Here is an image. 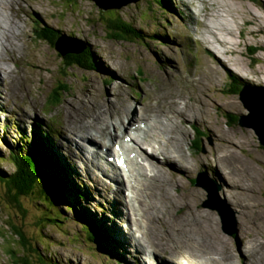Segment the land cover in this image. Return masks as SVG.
<instances>
[{
	"label": "rangeland",
	"instance_id": "rangeland-1",
	"mask_svg": "<svg viewBox=\"0 0 264 264\" xmlns=\"http://www.w3.org/2000/svg\"><path fill=\"white\" fill-rule=\"evenodd\" d=\"M16 1L20 4H15L13 16H16L15 11L18 17L22 16V12L17 10L18 4L28 6L30 11L26 18H12L20 24V37L16 38L19 39L20 54L17 62L8 61L13 73L8 78L0 79V156H8L10 147L20 151V147L25 148L27 140L31 141L35 131L47 132L53 125V131H58L54 147L65 158L70 154L75 167L79 169L75 149L65 142H72L64 133L69 124L81 127L88 120L92 124H96L98 119L107 120L122 133L124 127L119 124V116L124 115L128 102L133 105L130 106L131 112L139 114L143 107L151 103L165 109L163 100L170 96L171 104L172 97L181 94L185 97L180 98V102L188 101L190 112L182 109L172 112L175 115L172 121L181 125V128H177V138L182 139L189 159L180 155L179 161L185 166L191 162L193 166L194 159L200 161L203 156H208L211 160L222 156L224 159L220 164H215L219 167L213 166L214 171L219 172L223 164L230 171L227 178L237 184H231L233 189L229 188V184L228 187L224 186L223 177H213L210 167L196 164L197 171L206 172L210 178L200 176L199 182L204 184L198 186L191 182L198 175L196 172L191 180L186 181L189 189L199 193V198L191 201L188 197H182L185 192L177 186L181 177L176 180L172 178L171 189L168 190L170 195L164 203L165 210L169 209L170 214L164 217L161 224L143 223L146 213L141 210L138 200L132 198V206L139 213L137 220L141 222L136 228L131 219L124 217L132 209H129L116 182L104 183L101 178L102 187L93 188L83 174L85 171L72 170L66 159L64 164L67 170H62V159L54 172L67 185L69 182L65 178L85 192L81 199H69L75 202L74 209L66 211L64 207L65 215L69 218L66 223L47 226L42 230L37 223L42 209L40 202L20 199L26 210L23 215L7 204L10 192L0 181V264H19L16 261L23 256L28 257L31 264H141L135 260L141 252H135L138 249L133 247L131 239L135 237L134 243L143 245L156 241L160 248L168 246L174 249L172 241L161 238L163 232L165 238L175 236L176 241H181L183 245L194 246L197 242L199 251L205 250L228 264H264V146L253 127L239 122L228 124V117L250 113L240 92H232L233 85H239L241 81L248 86L264 85V74L259 73L264 69V0H218L214 6H211V0H167L168 8L161 7L154 0H140L115 8L124 20L142 29L145 39L141 40L111 38L94 0H77L73 4L68 0ZM208 6L215 10L221 7L232 13L229 18L236 35H229L231 40L238 42V52L234 58L238 57L242 63L234 62L228 55L223 56L214 47L218 53H213L210 45L200 40L205 38L204 34L208 31L206 26L209 20L202 12ZM248 7L261 16L260 23L248 11ZM2 13L1 22L6 12ZM45 25L86 41L94 52L97 70L69 68L64 78L63 61L57 50L49 42L36 37V33ZM203 45L209 48L207 51L213 53L214 57L203 52ZM0 55L3 56L2 47ZM5 56L8 57L7 54ZM207 62L219 67V81L211 82L215 77L214 73L209 74ZM62 80L70 85L71 90L63 94L60 104L52 107L48 103V96ZM103 101L106 107L101 112L97 111L104 106ZM178 119L180 124L176 121ZM188 119H193L192 125ZM195 126L201 128L204 135H198ZM223 133H227V136ZM223 140H226L230 150H224L221 145ZM195 155L199 156L194 158ZM0 169L11 173L14 166L8 158L6 161L2 159ZM176 170L182 174L186 171L182 165H178ZM204 186L219 189L216 199L228 207L225 218H221L218 210L211 207L212 202L220 204L214 199L213 190L211 196ZM236 191L238 195L236 193L234 197ZM188 195H192V192ZM120 207L123 215H120ZM174 208L180 216L177 222L173 215L170 217ZM83 216L96 223L100 230L109 232L110 243L106 241L101 246L85 239V233L77 221L82 220ZM235 219L238 232L229 234L224 230V225L231 230ZM10 221L23 228L32 249L23 248ZM36 245L46 259L35 251ZM11 249H15L18 256L9 255ZM146 253L154 259L153 264H164L160 258L164 255L173 257L176 254L174 257L177 261L184 258L181 253L164 252L162 249L156 257L151 249ZM185 256L190 264H204L200 256L189 253H185ZM40 258L43 260L40 261ZM206 261L209 264L207 257Z\"/></svg>",
	"mask_w": 264,
	"mask_h": 264
},
{
	"label": "bare ground",
	"instance_id": "bare-ground-1",
	"mask_svg": "<svg viewBox=\"0 0 264 264\" xmlns=\"http://www.w3.org/2000/svg\"><path fill=\"white\" fill-rule=\"evenodd\" d=\"M217 1L218 0H211V6L216 5ZM17 3L20 4V2L16 0H0V8L4 12H6L4 16L5 18L3 17L2 22L0 21V45H1L0 48L2 47V51H3V56L0 55V59L2 61V63L0 64V79L8 78L9 75L13 73V70L8 65V61L10 60V61L17 62L19 59L18 53L20 54V50H19L20 48L17 43L19 39H16V38L20 37L21 31H20V24L17 21H15L17 20L16 16L18 17L19 14L16 13L15 11L16 16H13L14 15L13 10L16 9L15 4ZM221 3L223 2L221 1ZM19 4L17 6V10L21 11L22 16L26 18L28 16V12L30 11L29 7L26 5H24V7H21V5ZM220 8L221 7H219V9L217 8L218 10L217 9L215 10V9H212L210 6H208L202 9L203 16H205L207 20H209V24H207L206 26L208 31H207V34L206 33L204 34L205 38H202L200 40L203 42V44L206 43L210 45L209 48L211 51H213V53L217 52L215 50H218L220 51L221 54H223V56L228 55L234 62L242 63L238 57L236 59L234 58V56L238 52L236 48V45H237L236 43L238 42H236L235 40H231V37L229 35V33H231V35H236L235 34L236 29L234 28L233 23L231 22V19L229 18L230 13ZM1 9H0V15L4 14L2 13L3 11H1ZM8 9H10V12H8ZM248 9H249L248 11L251 14H253L256 21L260 23L261 16L254 13V11H252V8L248 7ZM207 12H209L208 15H207ZM231 15L232 13L230 14V16ZM22 16H19L18 18ZM12 18H14L15 20ZM4 24H8V25H4ZM15 41H16V44H15ZM203 47H205V48H202L204 53H207L208 55L213 56V53H209L207 51L209 49V48H206L207 46L203 45ZM212 47H214L215 50ZM5 54H7L8 57H6ZM229 61L231 60L229 59ZM206 65L209 68L208 69L209 74L210 72L214 73L215 79L214 78L211 79V82L214 83V82L219 81L220 80L219 67L213 65L212 63H208V62L206 63ZM176 68L178 69V66ZM259 73L264 74V69L260 70ZM177 76H180V75H177ZM183 77H185V73L183 74ZM169 79H171V77ZM263 81H264V78H263ZM209 82H206V83L210 85ZM232 92H235V91L232 90ZM183 96L184 95L180 94L178 96L172 97L171 104L169 103L170 102L169 100L171 99L170 96L167 100H163V102H165V107H164L165 109H162V108L160 109L159 106L155 107V104L151 103L148 107L146 106L143 107V110L139 114L137 112H134V113L131 112L130 106H133V105H132V102H128L127 104L128 107L125 108L124 115L119 116V118L122 121H125L126 119L127 122L125 121V124L127 126L129 124H130L129 126H131V124H135L134 127L131 128L132 130L136 131L135 137H134V143L136 144L134 146L135 155L132 158V161L134 162L135 160L141 159V162H138V165L134 166L133 174L129 175L133 177L131 180V183L129 184V189L133 193L135 191V198L138 200L141 210L145 211L146 213V215L144 216L143 223H160L161 224L162 220H164V217H168L167 214H170L169 209L168 211L165 210L164 203L167 201L168 196L170 195L168 194L169 192L168 190L171 189L172 178L176 180L181 177L180 179H178L180 182L179 184H177V186H178V189H182L185 192V195L182 197L184 198L188 197V199H190L191 201H193V199L199 198V193L196 190L189 189V186L186 183L187 180H191L193 178V175H195L196 172L197 173L199 172L197 171L196 164L198 165L201 163V164H205L208 167H210L211 168L210 174L213 177L214 176L223 177L224 186L228 187V184H229V188H231L230 186L237 184L236 181L230 182L229 178H227L230 171H228L223 164H221V168H220L221 172L214 171L213 166L217 168L219 167V165L215 166V164L217 162H219L220 164V161L224 159L222 156H218L217 158H212L211 160H209L210 157L208 156L207 157L203 156V159L200 161H197L196 159H194L193 166L191 162H188L187 163L188 166H185L179 161L178 156L180 155H183L182 156L183 158L187 157L189 159V157L182 143V139L177 138V134H178L177 128L178 127L181 128V125H178L174 121H172V119L175 116V115L174 116L172 115V112L178 111L179 109L190 112L189 102L188 101L180 102V98H183ZM157 98H154V99H157ZM103 103H104V106L102 105L100 109L97 111L101 112V110L106 107V104L104 101ZM193 108L197 110L195 106H193ZM106 110H109V108H107ZM97 113H96L97 116H99L100 118L103 117V116L98 115ZM85 115H88V114L85 112ZM99 121H102V120L98 119L96 121V124L94 123L92 124V122L89 121L90 124L88 126L86 125L89 122L81 126L83 127V130H77L75 127L70 126L69 129L67 130L70 133V138L74 139L71 136V134L76 133L80 135L83 140H86L87 145H90L92 139H98L96 138L97 135L98 136L105 135V131L103 130L102 127L99 126ZM103 121H106V120H103ZM176 121L178 123L180 122L179 119ZM189 121H191L190 123L192 125L193 119L191 120L188 119V122ZM142 122L145 123L144 127L141 126ZM223 134L224 136H227L226 135L227 133H223ZM66 135L68 136V133H66ZM87 145L83 144L84 153L89 152V148ZM221 145L224 146V150L226 149L230 150L229 146L227 145L226 140H223ZM178 146L181 149H179ZM232 152L234 151L232 150ZM194 154L196 153L194 152ZM232 155H234V153ZM93 156H95V154H93ZM197 156L199 155H195L194 158H196ZM62 162H63L62 170L66 171L67 167L64 164V159ZM177 162H179V164H177ZM178 165H182V167H184V169L186 170L184 171L183 174L176 170ZM231 177H232V174H231ZM126 179L127 177L125 176V174L124 175L119 174L118 177L115 178V180L119 181L121 184H123ZM165 191L167 192L166 194L167 196L164 194ZM189 192H192V195H188ZM236 193L237 191L233 194V196ZM236 195H238V193ZM65 196L68 197V194H65ZM128 202H129L128 207L129 209H132V210L129 211L128 214L124 215V217L126 219H131V222L137 228V225L141 223L139 220H137L138 218L137 215L139 213H137L136 209L132 206V199H129ZM215 206L217 207V205ZM120 215H123V209L121 207H120ZM171 216L173 217L175 222H177L176 220H178L180 216L178 215L176 208H174V211H172L170 217ZM167 219H170V218H166V220ZM180 231L183 234L185 233V231L183 230H180ZM168 232L170 233V231H167V233ZM193 237L197 241H200L195 236ZM161 238L172 241V244L174 245L175 248L170 249L168 246H163L160 248V246L157 244L156 241H150L148 245H143L140 242L138 244V243H134L136 238L135 237L132 238L131 243L133 244V247L138 249L135 252L137 251L141 252V255L138 256L136 260L139 261L141 264L142 263L153 264L152 259L150 258L149 254H147L146 252L149 251V249H151L153 254L156 257V255L159 254L160 249H162L164 252L181 253L183 254L182 256L184 257L182 260L177 261L175 260L176 258L174 257L176 256L175 253L173 257H168L164 255L161 257V260L164 262V264H190L189 263L190 261L186 259L185 253L187 254L189 253L191 256H195V255L200 256V258L204 261V264H207L206 257L208 259L209 264H214L215 261L217 262V264H228L229 263L227 261L218 259L215 255L208 253L205 250L199 251L200 247L198 246L197 242L194 243V246L193 245H188V246L183 245L184 243H182L181 241H178V242L176 241L175 236L168 238V239L165 238L164 232ZM157 246H159V248H157ZM213 258H214V261H213Z\"/></svg>",
	"mask_w": 264,
	"mask_h": 264
},
{
	"label": "trees",
	"instance_id": "trees-1",
	"mask_svg": "<svg viewBox=\"0 0 264 264\" xmlns=\"http://www.w3.org/2000/svg\"><path fill=\"white\" fill-rule=\"evenodd\" d=\"M68 1L70 4L77 2V0ZM154 1L163 8L169 7L167 0ZM99 13L100 17L104 20L107 34L111 38L118 40L145 39V34L142 29H139L134 24L124 20L123 17L118 14V10H99ZM104 14L106 16H104ZM63 36H65V33L49 25H45L42 30L36 33V37L39 40L49 42L51 46L57 50L59 57L63 61L64 78L67 76V70L69 68L78 67L86 71L95 70L96 60L94 58V52L90 46L83 51H67L66 53H62V50L57 43ZM70 37V40L74 38L73 36ZM245 86L248 85L241 81L239 85H233L234 91L239 93ZM70 90V85L65 80L60 81L48 96L49 105L53 106L60 104L63 94ZM239 119L240 117L238 114L234 116V118L228 117V124L232 125L238 123ZM195 129L198 135H204L201 128L195 127ZM196 141L199 144L198 138ZM50 142V136H42L41 133H37L32 141L28 143L29 145H25V148L20 147L19 151V149L17 150L15 147H10L8 156H0V161L2 159L6 161L8 158L14 166V171L11 173H7L5 170L0 169V181L4 182L7 190L10 192L8 199L6 200V202H8L7 204H10L24 215L26 214V210L23 208L21 200L34 199V201L40 202L42 206L41 214L38 219L40 223L38 221L37 223L42 226V230H45L47 226H56L58 223H66L69 221V218L65 215L64 207L66 208V211H70L75 207L74 201L69 200L71 196L67 190L65 182L58 178L56 172H54V167L58 164L57 162L59 158L54 154L53 150L50 151V148L48 147ZM75 193L78 194V191H75ZM65 194H68V197H66ZM1 205L2 203L0 204V207ZM81 219L82 220L77 221L85 233V239L91 242L95 241L97 245L101 246L103 245V242L110 241L109 232L100 230L85 216H83V218L81 217ZM10 224L15 235L18 237V241L22 243L23 248L25 249L29 247V249H32L30 240L26 237L27 235L23 228L12 221H10ZM35 249L37 253L41 254V256L46 259V256L42 255L40 252L39 246L36 245ZM100 249L102 252L104 251L101 247ZM9 255L16 257L18 256V253L15 249H11ZM43 258H40V261H42ZM35 261L38 260L36 259ZM16 263L31 264L26 256L19 258V261H16Z\"/></svg>",
	"mask_w": 264,
	"mask_h": 264
},
{
	"label": "water",
	"instance_id": "water-1",
	"mask_svg": "<svg viewBox=\"0 0 264 264\" xmlns=\"http://www.w3.org/2000/svg\"><path fill=\"white\" fill-rule=\"evenodd\" d=\"M97 6L102 10H108V9H115V8H121L124 5H127L131 2H138L140 0H94ZM67 38V39H66ZM69 38V39H68ZM70 36H63L61 39L58 40L59 47L62 50V53H66L67 51H83L85 48L90 46L86 41L74 37L70 40ZM68 40V41H65ZM241 98L246 104V108L248 111H250L249 114L245 115H239V123L244 126H251L255 129L256 133L259 136V139L261 141V144L264 146V85H255V86H245L242 88L241 92ZM201 177H204L203 175ZM199 179H197V185L202 186L204 183H200ZM212 196V190L215 194H213L214 199L218 202L216 199V195L219 191L218 188H209L207 186H204ZM210 202V201H209ZM212 202V201H211ZM219 203V202H218ZM215 204L214 202L211 203V207L214 209H217L221 218H225V216L228 214V207L222 205ZM217 205V207L215 206ZM235 222L231 224L230 228L231 230L226 229L227 226L224 225V230L229 232V234H234L238 232L236 219Z\"/></svg>",
	"mask_w": 264,
	"mask_h": 264
},
{
	"label": "clouds",
	"instance_id": "clouds-1",
	"mask_svg": "<svg viewBox=\"0 0 264 264\" xmlns=\"http://www.w3.org/2000/svg\"><path fill=\"white\" fill-rule=\"evenodd\" d=\"M100 10H102V9H100ZM108 10H109V9H108ZM65 35H67V34H65ZM67 36H71V35H67ZM73 37H74V36H73ZM251 84H252V83H251ZM247 85H248V84H247ZM252 85H253V84H252ZM6 126H7V125H6ZM40 126H41V125H40ZM39 133H41L40 130H39ZM200 174H202L204 177H207V176H208V175H207L206 173H204L203 171H202ZM202 175H201V176H202ZM194 180H195L196 182H195ZM191 182H195V184L197 185V179H193V180H191ZM198 186H200V185H198ZM135 260H136V259H135Z\"/></svg>",
	"mask_w": 264,
	"mask_h": 264
}]
</instances>
